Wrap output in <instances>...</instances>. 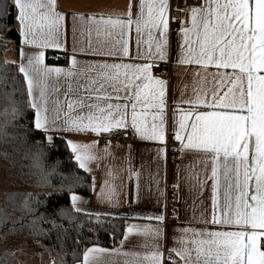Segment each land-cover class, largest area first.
<instances>
[{"label": "snow or ice", "instance_id": "6c2138e0", "mask_svg": "<svg viewBox=\"0 0 264 264\" xmlns=\"http://www.w3.org/2000/svg\"><path fill=\"white\" fill-rule=\"evenodd\" d=\"M12 7L21 43L38 50L27 55L26 63L21 50L18 69L34 112L32 131L42 134L49 146L54 139L63 140L78 167L89 174V164L102 158L93 151L96 141L84 144L70 139L71 135L100 136L130 128L141 140L166 145L168 81L154 76L153 66L166 65L169 60V0H129L124 14L87 17L89 24L119 29L116 43L122 55L145 63L100 62L81 67L73 56L68 58V69L45 64L44 49L66 50L61 43L65 14L58 10L57 0H12ZM176 10L189 13L191 26L181 21L183 39L175 63L198 66L193 70L198 79L193 81L191 95L186 96L187 84L174 87L172 129L179 143L177 151H194L202 165V172L189 166L184 181L197 196L210 186L212 215L203 222L213 227L175 229L180 235L173 237L174 244L165 256L164 217L160 215L155 217L158 226L128 225L123 234L124 241L143 238L140 246L147 250L143 255L124 251L122 241L121 248H88L82 264H110L107 257L112 255L132 257L124 264H264V0H202L200 5ZM133 26L135 57L129 56L125 39ZM212 67L214 73H210ZM149 115L151 123L146 119ZM165 152V147H159L158 159ZM71 180L69 199L79 213L81 197L72 187L81 177L74 175ZM91 187L96 194L94 179ZM114 194L113 189L105 192L102 187L98 198L110 202ZM23 209L34 212L30 197L24 198ZM67 219L71 223L70 215ZM51 223L53 228L60 227Z\"/></svg>", "mask_w": 264, "mask_h": 264}, {"label": "crops", "instance_id": "0c3cea01", "mask_svg": "<svg viewBox=\"0 0 264 264\" xmlns=\"http://www.w3.org/2000/svg\"><path fill=\"white\" fill-rule=\"evenodd\" d=\"M57 2L59 5L58 10L65 14V21L63 22L64 35L61 37V43L66 50L44 49L43 51L45 54L46 52L59 53L66 58L67 64L53 65L45 62L46 65L68 69L70 67L68 58L73 56L80 62L79 66L81 67L86 66L88 63L100 62L131 64L146 62L129 59L122 55L121 45L116 43L120 39L119 29H111L86 22L89 15H94L99 19V14L101 13L105 17L110 14L118 16L126 13L129 0H57ZM134 2H138V0H134ZM145 12H147V9H145ZM16 14L15 12V16ZM74 15L76 19L73 18ZM81 15L84 17L83 20L79 18ZM168 16L170 18L168 32L169 60L166 65L161 64L163 66V76L160 77L168 81L166 97L168 107L165 117L167 121L166 138L167 135L174 134L172 129L174 87H183V85L187 84L186 96H188L192 93L194 79H198L193 75V70L198 66L178 65L175 63L179 54L178 44L183 39L180 33L181 21L184 22L185 27H190L189 13L187 11L171 12L169 8ZM172 17H175L174 21H177L174 26L171 24L173 23ZM16 27L19 31L17 21ZM108 32H112L113 35H107ZM125 39L128 40L129 56L135 57L138 49L136 44L137 34L134 26L128 31ZM21 40L20 36V45L16 55H14L13 45L9 44L6 50L7 59L16 63L18 67L21 63V50L25 53V63L27 62L26 57L28 54L38 51L26 44H22ZM143 48H146V45H143ZM107 51H113L116 54L114 56L95 54ZM215 71L214 67L210 69V73ZM221 71L232 72V69H222ZM207 79L209 81L212 80L211 74L207 75ZM224 90L221 91V94ZM61 99H65V97L61 96ZM175 99H179L178 91L175 93ZM182 107H187V105H182ZM130 111L131 109L129 108V113ZM138 111H141V109L138 108ZM148 111L151 112L153 110L149 109ZM146 119L151 123V115ZM128 131L131 139L124 144L99 145L97 139L106 133L100 136L95 134L69 136L70 139L84 144H91L96 141L93 151L102 157L100 160L89 164L91 168V185L94 179V191L96 194H94L91 187L90 195H79L81 197L79 207L82 209V213L92 216L95 220H100L106 216L123 219L125 221L124 232L128 225L154 228L160 224V221H157L155 217L162 215L164 217L162 243L165 256H167V249L174 244L173 237L180 235L175 229L188 226L197 229L213 227L211 224L205 225L203 222L205 219L210 221L212 215L210 186L203 190L202 195L197 196L189 190L184 181V175L188 173L189 166H194L202 172V165L197 160V154L194 151L189 150L183 154L181 153L179 161L167 159L166 152L163 159H158L157 149L165 147V145H160L155 141L141 140L134 135L130 128ZM106 147L107 154L105 153ZM156 181L159 182V191L157 190ZM174 183L179 184V187L174 188ZM102 187L105 192L109 189L114 190L115 194L110 202L107 199L101 200L98 198ZM168 218H175V220L167 221L166 219ZM142 240L143 238L133 236L131 240L124 241V236L122 235L121 239L112 247L92 245L85 250L94 246L109 250L121 248L123 241L124 251L140 252L143 255L147 250L140 246ZM82 259L77 264H82ZM107 259H109L110 264H124L125 260L132 259V257L112 255L107 257Z\"/></svg>", "mask_w": 264, "mask_h": 264}, {"label": "trees", "instance_id": "16d2710c", "mask_svg": "<svg viewBox=\"0 0 264 264\" xmlns=\"http://www.w3.org/2000/svg\"><path fill=\"white\" fill-rule=\"evenodd\" d=\"M15 12L12 0H0V264H18L15 253L26 248L39 254L43 264H77L89 246H114L125 221L109 216L95 220L72 209L71 177H81L72 191L88 196L91 175L78 167L63 140L54 139L49 146L42 134L32 131L27 85L17 64L6 57L9 44L14 55L20 45ZM45 62L67 64L57 52H46ZM25 197L34 212L23 209ZM51 221L60 227L53 228Z\"/></svg>", "mask_w": 264, "mask_h": 264}, {"label": "built area", "instance_id": "2783aa9c", "mask_svg": "<svg viewBox=\"0 0 264 264\" xmlns=\"http://www.w3.org/2000/svg\"><path fill=\"white\" fill-rule=\"evenodd\" d=\"M202 0H169L170 10L171 12L177 11L176 9L185 8L192 5H200ZM177 23V21H173L171 23L173 26ZM153 75L154 76H163V66L159 65L153 66ZM131 139L130 132L125 129H117L113 130L111 133H106L105 135L99 137L97 142L99 145H107L111 143L115 144H124L128 143ZM167 143L165 145L166 148V157L167 159H173L175 161H179L181 159V153L177 151L179 148V143L174 140V134L167 135ZM167 221H174L175 218H168Z\"/></svg>", "mask_w": 264, "mask_h": 264}, {"label": "rangeland", "instance_id": "374dc122", "mask_svg": "<svg viewBox=\"0 0 264 264\" xmlns=\"http://www.w3.org/2000/svg\"><path fill=\"white\" fill-rule=\"evenodd\" d=\"M18 264H43L39 254H35L26 249H20L15 253Z\"/></svg>", "mask_w": 264, "mask_h": 264}]
</instances>
